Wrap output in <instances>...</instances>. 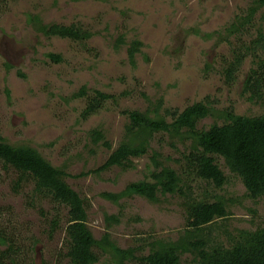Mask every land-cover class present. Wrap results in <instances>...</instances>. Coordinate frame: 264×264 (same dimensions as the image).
Listing matches in <instances>:
<instances>
[{
	"label": "rangeland",
	"instance_id": "rangeland-1",
	"mask_svg": "<svg viewBox=\"0 0 264 264\" xmlns=\"http://www.w3.org/2000/svg\"><path fill=\"white\" fill-rule=\"evenodd\" d=\"M254 1L0 0V133L13 145L36 148L66 172L65 181L85 200L88 225L97 239L108 233L118 247L137 248L138 255L149 253V242L176 240L184 232L188 217L184 198L166 194L159 202H150L133 195L114 202L102 193L152 180L154 151L165 165L189 179L196 197L227 201L232 214L218 220L215 235L225 228L235 234L256 229L264 223V198H251L222 157L217 163L228 180L222 188L197 177L184 159L189 139L182 142L167 132L155 133L148 153L132 159L134 167L96 172L131 137L126 110L154 116L162 101L160 114L170 122L172 115L166 110L209 103L213 113L198 122V129L222 124L227 110L264 114V79L261 99H251L244 91L249 73L264 61V7L241 30L230 32L239 17L249 14ZM33 15L46 24L79 25L90 37L77 41L47 36L29 20ZM134 40L142 45L132 63L128 48ZM49 53L62 60H52ZM241 53L244 58L235 79L228 82L224 69ZM82 88L86 94L76 96ZM97 91L111 97L85 117ZM93 129L103 132L98 144L91 139ZM88 171L94 172L81 175ZM0 175V228L15 240L22 264H68L70 207L35 195L32 181L16 189L18 171L1 162ZM111 215L119 222L107 221ZM53 220L58 221L55 229ZM222 239L226 241L225 236ZM190 258L185 255L183 260ZM95 264L108 260L103 256Z\"/></svg>",
	"mask_w": 264,
	"mask_h": 264
},
{
	"label": "trees",
	"instance_id": "trees-1",
	"mask_svg": "<svg viewBox=\"0 0 264 264\" xmlns=\"http://www.w3.org/2000/svg\"><path fill=\"white\" fill-rule=\"evenodd\" d=\"M254 3L249 9V14L239 17L232 24L230 32L241 30L253 15L264 7V0H255ZM29 20L35 23L37 30L47 36L77 41L90 37L89 32L76 24H46L37 15L31 16ZM141 45L142 42L134 40L128 48L132 63L135 62ZM242 54L235 56V60L224 69L228 82L234 81L244 58ZM49 57L57 62L62 60L61 55L55 53H49ZM262 68L264 61L258 69H252L245 81L244 91L250 93L251 99L262 98ZM85 94L86 89L82 88L76 96ZM96 94L84 111L85 117L98 110L103 101L111 97L101 91ZM161 106L162 101H159L154 116L149 111H125L130 119L127 131L131 137L128 141H122L96 172L113 166L123 169L134 167L132 159L148 153L150 138L155 133L167 132L182 142L191 140L190 150L184 154V159L189 170L197 177L222 188L228 181L217 163V157H222L229 169L242 179L251 198H264V114L246 116L227 110L220 115L224 118L222 124L215 122L209 129H198V122L213 113L209 103L197 102L183 111L166 110L167 114L172 115L170 122L160 114ZM91 139L98 144L104 139L103 132L93 129ZM104 144L111 146L108 141ZM159 156L160 154L154 151L152 162L155 169L150 174L152 180L145 178L129 183L120 192L102 193L106 199L114 202L133 195L145 197L150 202H159L160 196L166 194H179L184 198L183 205L188 216L184 232L176 240L155 239L149 242L148 254L138 255L137 248L118 247L108 233L97 239L88 225L85 200L65 181L66 172L54 166L36 148L29 145H13L0 133V162L6 168L13 167L19 173L15 188H20L24 182L32 181L35 195L52 197L70 207L69 225L66 230L68 264H95L103 256H106L108 264H264V223L254 230L240 229L235 234L225 228L222 233L215 235L214 226H217L218 220H227L232 214L227 201L223 198L210 201L207 197H196L189 179L184 178L178 170L165 165ZM90 172L94 171L83 172L81 175ZM106 220L119 222L115 215L106 216ZM57 225L58 221L53 220L52 229ZM220 236H225L226 241ZM19 253L15 240L0 228V264H22ZM185 255L191 258L183 260Z\"/></svg>",
	"mask_w": 264,
	"mask_h": 264
}]
</instances>
